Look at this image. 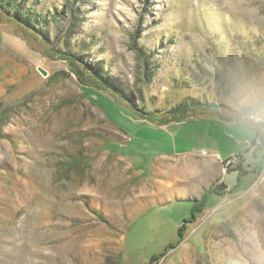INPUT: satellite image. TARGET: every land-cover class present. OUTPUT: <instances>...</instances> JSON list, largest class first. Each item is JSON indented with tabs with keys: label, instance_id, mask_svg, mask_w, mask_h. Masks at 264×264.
<instances>
[{
	"label": "rangeland",
	"instance_id": "obj_1",
	"mask_svg": "<svg viewBox=\"0 0 264 264\" xmlns=\"http://www.w3.org/2000/svg\"><path fill=\"white\" fill-rule=\"evenodd\" d=\"M0 264H264V0H0Z\"/></svg>",
	"mask_w": 264,
	"mask_h": 264
},
{
	"label": "trees",
	"instance_id": "obj_2",
	"mask_svg": "<svg viewBox=\"0 0 264 264\" xmlns=\"http://www.w3.org/2000/svg\"><path fill=\"white\" fill-rule=\"evenodd\" d=\"M139 54H141L139 56L142 57L141 59L143 60V67L142 68H144V69H143L142 74L145 75L146 77L148 76V79H149V77L151 76V74H150L151 70L149 69V63L147 61V58L144 55H142L143 54L142 52ZM217 60L221 61L220 63H222V64H226V65H223L222 70H229L231 73L233 70L237 69L236 66L234 65V63L230 60L224 61L223 57H218ZM240 70L243 72V75L250 78V76H253V75H256L257 73H259L260 68H259L258 64H256L255 59H247L246 56H243ZM238 73L242 74L239 70H238ZM180 106H182V105H180ZM181 120H182V118L178 119L177 121H181ZM161 124H163V123H161ZM223 187H225V185L223 183L214 184V186L210 188V191L214 192V193H222V192H220V189H222ZM204 197L205 196L203 195L200 199L195 200L198 203V206L199 207L201 206V208L204 206ZM199 207L196 208L197 211L201 210V208H199Z\"/></svg>",
	"mask_w": 264,
	"mask_h": 264
},
{
	"label": "water",
	"instance_id": "obj_3",
	"mask_svg": "<svg viewBox=\"0 0 264 264\" xmlns=\"http://www.w3.org/2000/svg\"><path fill=\"white\" fill-rule=\"evenodd\" d=\"M37 70L39 71V73H40L42 76H45V75L47 74V72H46L43 68H41L40 66L37 67Z\"/></svg>",
	"mask_w": 264,
	"mask_h": 264
}]
</instances>
